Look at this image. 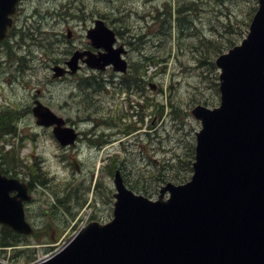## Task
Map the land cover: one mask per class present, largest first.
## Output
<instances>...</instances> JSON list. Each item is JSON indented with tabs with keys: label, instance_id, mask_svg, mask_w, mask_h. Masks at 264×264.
<instances>
[{
	"label": "rangeland",
	"instance_id": "rangeland-1",
	"mask_svg": "<svg viewBox=\"0 0 264 264\" xmlns=\"http://www.w3.org/2000/svg\"><path fill=\"white\" fill-rule=\"evenodd\" d=\"M166 1L171 3L173 9L179 4L187 7L185 13L189 16L184 14V17L192 19L193 23L183 17L179 21V29L173 10L174 40L172 42L170 35L166 34L167 39L163 43L159 40L163 35L159 33L161 28L155 26L152 19L153 14L157 15L156 9ZM190 1L22 0L16 28L21 33L30 30L34 36L38 35L44 47L32 45L31 37L25 39L24 36L16 35L10 41L21 71L16 67L18 62L12 63L5 56L6 51L4 55L0 54V116L10 110L7 101L12 106L16 104L20 112L25 111L17 116V136H0V156L6 170L17 173L33 184L34 199L28 215L33 225L40 228V238L20 236L16 245L4 247L0 244V264H34L54 250L43 246L58 242L62 237L66 240L72 235L81 222L74 224L76 217L73 214L76 213L78 218H87L90 212L89 208L86 211L84 207L79 211L76 208L78 193L83 194L92 184L90 192L86 193L102 196L100 190L92 189L93 182L98 178L93 176L97 170L91 171L95 166L105 165L100 176L110 187V196L111 191L115 190L112 170L117 166L124 171L130 186L154 197L158 195L160 186L168 180L178 182L190 177L189 160L196 143V131L201 127L192 109L198 103L211 105L220 100L216 85L217 71L211 66L210 59L203 61L201 58L206 53L215 57L216 50L231 45L229 42L234 39L233 35L237 36L236 41L243 36L258 0H227L226 5L220 4L219 0H198L197 4H190ZM213 5L215 10L223 8L225 12L229 11L231 17L221 15V11L216 13ZM100 13L106 14L103 18L111 27L121 29L120 40L127 43L128 58L133 63V69H140L137 75L143 78L145 84H156V89L149 86L147 94L153 104L160 106V109H155L150 105L147 109L150 120L158 119L152 137L143 135L140 141L128 146L114 144L103 153V160L99 159L100 156L97 158V154L102 151L95 147L82 144L80 148H62L51 129L37 125L33 114L27 112L34 98L40 97L83 130L93 129L100 123L101 117L109 115V121L114 123L121 113H131L129 94H119L113 90V83H110L111 86L106 85L113 80L111 72L102 77L97 70L83 68L79 77L60 82H56L50 73L49 68L54 60L64 59L69 49L88 45L87 29L93 25L95 18L101 17ZM220 19L230 21V31H224ZM68 28L73 30L71 39L67 37ZM219 30L227 33L226 37H222ZM180 32H184L181 37ZM141 33H145L147 41L138 47V35ZM203 37L219 42L216 52H212V47L206 49L199 44ZM151 39L154 44L159 43L152 45L149 42ZM22 42L25 45L21 47ZM131 42L136 44L131 45ZM163 57H167V60L158 61ZM145 67L147 73L141 70H145ZM92 76L100 84H94L93 77L92 83L79 85L81 77ZM105 80H108L106 84ZM39 89L41 93H38ZM130 97L137 99L136 94ZM136 109L139 107L136 106ZM7 113L12 114L9 111ZM137 119L138 116H131L130 120H123L136 124ZM101 129L106 130L102 131L103 135L110 133L112 140L123 139L119 127L106 126ZM76 155L82 161L83 174L75 173L71 167L72 157ZM112 158L115 161H111ZM106 201L102 214L112 217L114 200H109V206L108 198Z\"/></svg>",
	"mask_w": 264,
	"mask_h": 264
},
{
	"label": "water",
	"instance_id": "water-1",
	"mask_svg": "<svg viewBox=\"0 0 264 264\" xmlns=\"http://www.w3.org/2000/svg\"><path fill=\"white\" fill-rule=\"evenodd\" d=\"M19 0H0V40L12 24ZM243 42L217 59L222 101L219 107L199 105L201 118L195 173L186 184L168 183L153 201L127 188L117 172L114 218L93 221L51 258L38 264H264V0ZM96 47L86 61L104 68L114 63L126 70L123 47L114 48L115 32L102 20L88 31ZM76 52L70 64L75 71ZM57 74H62L60 66ZM38 122L56 124L63 144L74 142L73 127L49 107L35 108ZM13 190H18L12 195ZM29 187L0 168V222L31 233L24 200Z\"/></svg>",
	"mask_w": 264,
	"mask_h": 264
},
{
	"label": "trees",
	"instance_id": "trees-1",
	"mask_svg": "<svg viewBox=\"0 0 264 264\" xmlns=\"http://www.w3.org/2000/svg\"><path fill=\"white\" fill-rule=\"evenodd\" d=\"M219 1H220V4L226 5V1L227 0H219ZM197 3H198V0H191L190 1V4H197ZM212 8H213L214 11H216V13H218V11H221V15H223V16H225L227 18L231 17L230 12L229 11L225 12V9H223V8H217L218 10H215V6L214 5L212 6ZM255 8H254V10H255ZM173 10L175 11V18L177 19L176 21L178 23L177 27L179 29H181V24L179 23V21L183 20L184 14L188 15V13H185L188 10V8L185 7L184 5H181V4L176 5L174 7V9H173L171 7V3L170 2L167 3V1H166V3H164L161 7L156 9L157 15L153 14L154 18L152 19V21H155V26L158 25L161 28L159 33H163V35L159 37V40L162 41L163 43L166 41L167 35H170V40L172 42L174 40V32L172 30V26H173L172 25V22H173V19H172ZM254 10H253V12H254ZM100 15L106 16L105 13H100ZM184 19L189 21L191 24L193 23V20L188 18L187 16H185ZM220 21L222 23V28L224 29V31H226L227 29L230 31V21H222V19H220ZM247 25H248V23H247ZM115 29L121 35V33H122L121 29L119 27H116ZM151 30H152V28H151ZM246 31H247V28H246L245 32ZM219 32L222 34V37H226L227 33H225V34L222 33L223 30H219ZM245 32H244V34H245ZM181 33H184V32H180L179 33V37H181ZM232 38H234V39L229 42V44H231V45H233V44H235L237 42L235 40L237 38L236 35H235V37L233 35ZM144 41H147L145 33L139 34L138 35V42H137L138 46L141 45ZM149 42L151 43L152 39L149 40ZM131 43L132 44H136V43H133V42H131ZM158 43L159 42H157L155 44H158ZM199 44L205 46L206 49L212 47L214 49V50H212V52H213L218 47L219 42L217 43V41H215L213 39H206V37H203L202 40L199 42ZM199 44H198V46H199ZM216 51H215L216 54H218L219 52L223 51V48L222 49H218ZM153 56H155V55H153ZM209 59L212 62V66H215V63L213 62L215 57L212 56V54L206 53V56L203 59L201 58V60H203V61H207ZM166 60H167V57H163V58H159L158 59V61H166ZM139 66H141V65H139ZM141 70L145 71L143 68ZM138 71H140V69L136 70V72H138ZM141 75H143V73H141ZM136 76H137V73H134L132 75L133 78H135ZM133 82H136V81L133 80L132 78H126L125 85L130 86ZM137 83H140V81L137 82ZM141 83L143 84V80H141ZM0 125L3 126V128H5V129H11L12 128V120H10V118H2V117H0ZM113 171H114V169L112 170V172ZM20 236L25 237L24 235H20V234H18L16 232L12 231L10 228H8L6 226H3L2 229L0 230V244L2 246L16 245L17 242L21 238Z\"/></svg>",
	"mask_w": 264,
	"mask_h": 264
},
{
	"label": "flooded vegetation",
	"instance_id": "flooded-vegetation-1",
	"mask_svg": "<svg viewBox=\"0 0 264 264\" xmlns=\"http://www.w3.org/2000/svg\"><path fill=\"white\" fill-rule=\"evenodd\" d=\"M5 42V41H4ZM2 42V44L4 43ZM7 45V44H6ZM5 44L2 46L3 49H6ZM1 48V47H0ZM88 49V48H87ZM92 49V48H91ZM9 50V49H8ZM10 51V50H9ZM12 53V51H10ZM72 52V51H71ZM70 52V53H71ZM6 55L9 57V52H5ZM66 62H67V56L64 58V59H61L59 61V63H61L62 65H66ZM19 64L16 66L18 69H19ZM83 67V66H82ZM19 71H21V69H19ZM67 77H70L69 75H64L62 77L59 78V80H63V79H68ZM55 80H58V79H55ZM39 93V91H38ZM41 93V92H40ZM38 97H35L33 102L35 101H38ZM25 111L22 110V114H24ZM27 112L30 113L31 112V106H29V108L27 109ZM8 115V114H7ZM87 136L89 137L90 136V139L87 138ZM94 138H97V139H94ZM109 143V138L107 137V135H103V132L101 130H97V129H90L88 131H84L82 136H80L78 138V140L76 141V145L77 147L76 148H80L82 144L84 145H87L88 147H95L96 149H103L105 148ZM10 175H17L16 173H13V172H10ZM104 185V183H103ZM100 188L98 186V183L97 185L95 186V191H98ZM106 196H107V193L103 190L102 191V196L99 197V194L96 193L95 197L97 198L95 200V208L97 211H100L102 209V206H101V203L104 205L105 202H106ZM92 204V203H91Z\"/></svg>",
	"mask_w": 264,
	"mask_h": 264
},
{
	"label": "bare ground",
	"instance_id": "bare-ground-1",
	"mask_svg": "<svg viewBox=\"0 0 264 264\" xmlns=\"http://www.w3.org/2000/svg\"><path fill=\"white\" fill-rule=\"evenodd\" d=\"M193 72V71H192ZM70 236V235H69Z\"/></svg>",
	"mask_w": 264,
	"mask_h": 264
}]
</instances>
